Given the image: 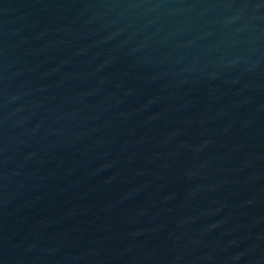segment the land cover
<instances>
[{
  "label": "water",
  "instance_id": "water-1",
  "mask_svg": "<svg viewBox=\"0 0 264 264\" xmlns=\"http://www.w3.org/2000/svg\"><path fill=\"white\" fill-rule=\"evenodd\" d=\"M0 264H264V0H0Z\"/></svg>",
  "mask_w": 264,
  "mask_h": 264
}]
</instances>
